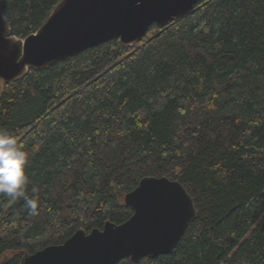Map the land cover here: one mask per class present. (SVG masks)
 <instances>
[{
    "label": "trees",
    "instance_id": "obj_1",
    "mask_svg": "<svg viewBox=\"0 0 264 264\" xmlns=\"http://www.w3.org/2000/svg\"><path fill=\"white\" fill-rule=\"evenodd\" d=\"M60 2L0 12L24 39ZM0 130L27 154L21 190L0 192V264L123 224L146 177L180 183L196 217L170 254L119 264H264V0H201L133 46L29 70L4 84Z\"/></svg>",
    "mask_w": 264,
    "mask_h": 264
},
{
    "label": "water",
    "instance_id": "obj_2",
    "mask_svg": "<svg viewBox=\"0 0 264 264\" xmlns=\"http://www.w3.org/2000/svg\"><path fill=\"white\" fill-rule=\"evenodd\" d=\"M201 0H61L46 22L24 39L11 35L0 12V97L4 84L29 70L41 71L82 52L117 40L140 42L152 25L168 26L187 16ZM132 216L106 222L86 234L76 231L63 244L25 254L21 264H119L170 254L196 217L183 186L165 177H146L124 196Z\"/></svg>",
    "mask_w": 264,
    "mask_h": 264
},
{
    "label": "clouds",
    "instance_id": "obj_3",
    "mask_svg": "<svg viewBox=\"0 0 264 264\" xmlns=\"http://www.w3.org/2000/svg\"><path fill=\"white\" fill-rule=\"evenodd\" d=\"M27 154L17 147L16 138L5 130H0V192L15 196L26 182ZM32 209L34 199L27 201Z\"/></svg>",
    "mask_w": 264,
    "mask_h": 264
},
{
    "label": "bare ground",
    "instance_id": "obj_4",
    "mask_svg": "<svg viewBox=\"0 0 264 264\" xmlns=\"http://www.w3.org/2000/svg\"><path fill=\"white\" fill-rule=\"evenodd\" d=\"M78 56V55H77Z\"/></svg>",
    "mask_w": 264,
    "mask_h": 264
}]
</instances>
